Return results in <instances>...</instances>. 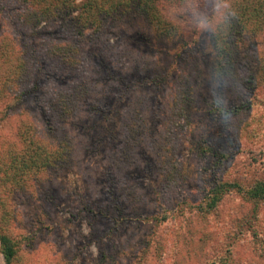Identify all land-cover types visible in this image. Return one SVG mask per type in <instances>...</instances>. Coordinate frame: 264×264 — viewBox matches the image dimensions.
<instances>
[{
  "label": "rangeland",
  "instance_id": "374dc122",
  "mask_svg": "<svg viewBox=\"0 0 264 264\" xmlns=\"http://www.w3.org/2000/svg\"><path fill=\"white\" fill-rule=\"evenodd\" d=\"M254 3L166 6L167 39L141 16L79 35V12L39 22L0 0V51L12 42L29 71L0 99V159L30 132L69 154L5 193L14 264H264V200L234 188L199 207L217 184L264 180V23L237 42L233 75L212 47Z\"/></svg>",
  "mask_w": 264,
  "mask_h": 264
},
{
  "label": "trees",
  "instance_id": "16d2710c",
  "mask_svg": "<svg viewBox=\"0 0 264 264\" xmlns=\"http://www.w3.org/2000/svg\"><path fill=\"white\" fill-rule=\"evenodd\" d=\"M32 8V13L38 16L37 21L45 19L68 18L69 15L79 12L75 17L73 27L79 35L87 28L97 32L111 21L125 19L128 16H141L154 29L155 34L161 38L173 39L178 32L176 24L166 18V6H189L192 0H22ZM251 9V11H249ZM245 11H232L223 18L224 24L217 26L213 32V49L218 51L221 57V69L226 76L233 75L228 70L235 55L241 38L253 35L264 23V0H255L252 6H246ZM37 11V13H36ZM81 24V27L79 26ZM11 42V41H10ZM238 42V43H237ZM5 51H0V99L9 93L20 82L25 80L29 71L27 64L15 45L6 42ZM16 48V49H15ZM217 69V68H216ZM70 95H62L57 102L61 111L72 105ZM61 143V144H60ZM58 146L46 145L42 140L30 132L22 143V146H9L4 154L14 155L17 161L4 165L3 156L0 159V243L6 264H14L17 256L18 241L12 238L8 229V209L4 195L12 191L14 186L22 187L31 177L46 168L63 166L69 160V154L65 150L67 140L60 142ZM236 188L244 191L245 195L252 200H264V180L257 181L250 188H243L237 183L223 182L212 188L199 207L212 210L222 200L224 194ZM4 199V200H3Z\"/></svg>",
  "mask_w": 264,
  "mask_h": 264
}]
</instances>
